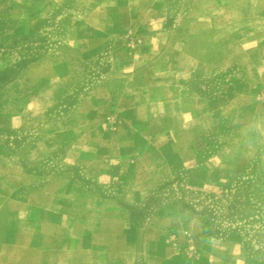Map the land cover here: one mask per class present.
I'll use <instances>...</instances> for the list:
<instances>
[{
    "label": "rangeland",
    "instance_id": "obj_1",
    "mask_svg": "<svg viewBox=\"0 0 264 264\" xmlns=\"http://www.w3.org/2000/svg\"><path fill=\"white\" fill-rule=\"evenodd\" d=\"M197 9L0 0V254L47 211L61 264H264V40Z\"/></svg>",
    "mask_w": 264,
    "mask_h": 264
},
{
    "label": "crops",
    "instance_id": "obj_2",
    "mask_svg": "<svg viewBox=\"0 0 264 264\" xmlns=\"http://www.w3.org/2000/svg\"><path fill=\"white\" fill-rule=\"evenodd\" d=\"M197 6L198 15L194 24L200 30L203 29L204 32H207L204 30V26H208L209 29L217 32V25L223 21V13L229 12L231 14V17H229L231 23L234 24L236 21H241L247 29L251 30L245 37L244 43L246 47H252L255 40H264V0H197ZM215 32L214 36L216 35ZM54 213L56 214L57 212L54 211ZM56 219L55 216L51 218L47 211L45 215L39 217L35 227L36 233L33 235L35 239L30 242L29 247L26 248L27 250L25 249L26 258L22 260L13 258V254H11L14 249L12 246L20 244L18 240L23 237V226L25 224L22 221L18 222L15 228L9 230V236L12 237V240L9 237L5 242L0 254V264H30L35 261L36 264H61L64 258L62 256L63 245L59 241L60 238L55 234L50 236L46 230H43L44 227L45 229L46 227L49 229L51 226L54 228L58 224ZM79 240H82V235L77 237V241L73 243V245H76L75 249H78V245L80 246ZM32 249L33 251H30ZM31 253L36 254V260L30 259L29 255Z\"/></svg>",
    "mask_w": 264,
    "mask_h": 264
}]
</instances>
